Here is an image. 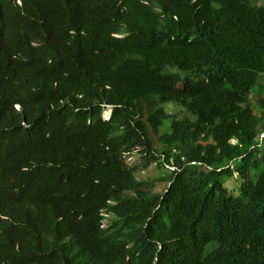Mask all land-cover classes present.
<instances>
[{
	"label": "trees",
	"instance_id": "trees-1",
	"mask_svg": "<svg viewBox=\"0 0 264 264\" xmlns=\"http://www.w3.org/2000/svg\"><path fill=\"white\" fill-rule=\"evenodd\" d=\"M89 7L102 24L125 21L129 37L93 51L90 40L71 36L46 83L0 79L11 102L0 113V264L70 255L77 264H264V174L233 198L222 188L231 169L217 171L233 161L249 179L264 163L257 158L264 100L260 114L252 101L254 88H264V0H92ZM138 53L158 58L154 75L135 74L134 86L113 70ZM154 77L165 85L160 101ZM104 105L115 106L111 121L103 120ZM182 110L196 120L180 118ZM152 134L167 163L185 167L162 196L144 192L123 160L138 148L157 161ZM188 194L193 199L181 206ZM104 210L116 216L106 232ZM212 240L220 241L213 251Z\"/></svg>",
	"mask_w": 264,
	"mask_h": 264
},
{
	"label": "clouds",
	"instance_id": "clouds-1",
	"mask_svg": "<svg viewBox=\"0 0 264 264\" xmlns=\"http://www.w3.org/2000/svg\"><path fill=\"white\" fill-rule=\"evenodd\" d=\"M92 0H0V79H26L36 83H46L50 79L52 71L55 67L54 58L59 52L65 50L67 42L71 36H77L82 40H90L93 45V51H99L109 38L125 39L128 38L130 32L127 30L124 22L121 24H113L109 21H105L102 24V19L93 15L90 10L89 2ZM196 1V0H194ZM156 10H161L160 6L156 7ZM157 56L145 55V54H129L121 59L115 65L113 72L121 74L125 82L134 86H138L139 82H132V78L135 74L145 73L154 75L152 62L156 60ZM43 68V69H42ZM156 82V88L154 94L158 93L157 100L160 101L164 95L165 85L159 83L156 78H153ZM261 84V82H260ZM263 85V84H261ZM112 85L106 86L107 89H111ZM159 86H163V89H159ZM255 93L253 97H257L256 94L260 93L262 88H254ZM255 103V109H259V114L263 112L259 101L264 98L257 97ZM10 90H6L0 86V113L10 105ZM160 103L163 106H167L169 113L176 114V108L169 106L168 103ZM259 106V107H257ZM257 107V108H256ZM17 109H20V105H16ZM110 114H106L108 111ZM181 113L177 112L180 116ZM189 113V112H188ZM115 114V106L104 105L103 120L111 121ZM191 116L195 117L191 113ZM180 118H184L181 117ZM189 118V117H188ZM196 118V117H195ZM191 119V118H190ZM193 120V119H192ZM196 120V119H195ZM194 120V121H195ZM259 133V147L262 148L264 139V122L263 119L258 125ZM153 143V154L156 155L157 161L151 159L148 154H143L146 150L132 149L125 153L123 160L126 166L133 171L135 179L144 185V192L152 193L153 195H164L174 183L169 182L168 179L171 174L181 173L185 167H179L174 164L173 160L167 163L166 157L162 152L163 149L157 146V137L155 134L150 135ZM230 143L235 144V139H232ZM253 148V147H252ZM251 148V149H252ZM135 151H140L143 157L146 159V168L154 166L158 169H164L158 182L166 184V190L163 193H154L146 190V184L136 178V170L129 166L128 156L132 155ZM258 160L264 159V148H262L257 154ZM190 165H201V163L193 162ZM234 162L231 161L227 166L217 169L220 172L223 169H231L230 174H224L227 177L224 186L222 187L226 194L233 198H240L243 195L244 187L248 185L257 186L261 181L264 174V163L260 167H254L250 172L249 179L242 177L237 171L234 170ZM210 167V166H209ZM207 167L208 169H210ZM248 180H251L250 183ZM244 185V187H241ZM192 194H188L180 199V204L190 202L193 199ZM112 207L117 206L116 202H110ZM102 226L101 229L106 232L114 221L116 216L114 213H110L107 210L102 212ZM49 223V222H44ZM43 224V223H40ZM56 228L59 229L70 240L79 239L77 235H74V228L65 229L64 224L55 223ZM88 238H91L90 232L84 233ZM252 245L250 241L246 246L240 245L231 248L224 254V257L220 258L222 262L224 259L231 256V253L235 249H241V252L245 250V247ZM211 251L217 249L220 246L219 240H212L210 245ZM27 264H77V260L73 255L62 259H54L48 261H32Z\"/></svg>",
	"mask_w": 264,
	"mask_h": 264
},
{
	"label": "rangeland",
	"instance_id": "rangeland-1",
	"mask_svg": "<svg viewBox=\"0 0 264 264\" xmlns=\"http://www.w3.org/2000/svg\"><path fill=\"white\" fill-rule=\"evenodd\" d=\"M260 82L261 84H263L262 86H264V78H261ZM256 96L260 98H264V88H262L261 92L256 94ZM257 97L252 96V101H256L258 99ZM257 110L259 112V109ZM183 112L184 113L180 115L181 117H189L193 120L196 119L195 117L191 116L188 112L186 111ZM110 113L111 111L109 110L106 114H110ZM127 160L129 166L136 170V174H135L136 178H138L140 181H143L146 184L145 188L147 191L149 192L151 191L154 193H163L166 190V184L158 182L159 178L161 177V173L162 171H165V168L161 170L154 166L146 168L147 161L143 157L140 151H135L132 155H129Z\"/></svg>",
	"mask_w": 264,
	"mask_h": 264
}]
</instances>
